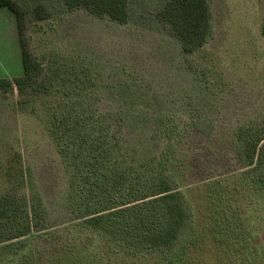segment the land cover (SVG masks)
<instances>
[{
  "label": "rangeland",
  "instance_id": "374dc122",
  "mask_svg": "<svg viewBox=\"0 0 264 264\" xmlns=\"http://www.w3.org/2000/svg\"><path fill=\"white\" fill-rule=\"evenodd\" d=\"M16 1L25 11L28 48L42 65L41 83L49 86L23 107L15 91L0 92V195L20 164L32 173L47 212L43 229L24 239L31 242L30 264H40L72 236L95 238L86 240L90 251L96 241L103 243L73 218L67 174L47 131L50 107L64 93L84 92L82 84L91 95L86 102L106 115L135 156L163 146L156 118L168 115L185 128L191 186L241 170L237 128L264 126V0H207L212 34L192 54L181 52L177 37L157 18L165 0H127L125 24L58 0ZM37 5L44 7L43 18L34 14ZM21 72L15 19L0 7V76Z\"/></svg>",
  "mask_w": 264,
  "mask_h": 264
},
{
  "label": "trees",
  "instance_id": "16d2710c",
  "mask_svg": "<svg viewBox=\"0 0 264 264\" xmlns=\"http://www.w3.org/2000/svg\"><path fill=\"white\" fill-rule=\"evenodd\" d=\"M58 1L119 24L128 21L127 0ZM0 7L14 16L22 67L12 79L0 76V92L15 91L23 107L48 85L41 83L42 65L28 48L24 9L16 0H0ZM33 11L44 17L43 6ZM156 16L183 54L201 49L212 34L207 0H165ZM260 32L264 39V16ZM80 89L85 91L64 93L50 107L47 131L67 174L73 218L103 243L96 241L90 251L86 240L95 238L72 236L40 264H264V126L237 128L239 172L191 186L184 127L171 116H158L163 146L139 158L125 148L106 115L86 102L88 85ZM17 167L0 195V264H30L31 242L24 239L42 230L47 219L32 173Z\"/></svg>",
  "mask_w": 264,
  "mask_h": 264
}]
</instances>
